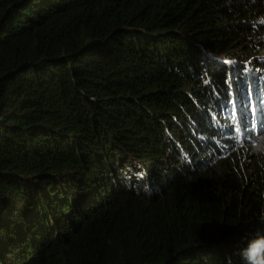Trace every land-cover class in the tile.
I'll use <instances>...</instances> for the list:
<instances>
[{
    "label": "trees",
    "instance_id": "trees-1",
    "mask_svg": "<svg viewBox=\"0 0 264 264\" xmlns=\"http://www.w3.org/2000/svg\"><path fill=\"white\" fill-rule=\"evenodd\" d=\"M260 136L264 0H0V264H245Z\"/></svg>",
    "mask_w": 264,
    "mask_h": 264
},
{
    "label": "snow or ice",
    "instance_id": "snow-or-ice-1",
    "mask_svg": "<svg viewBox=\"0 0 264 264\" xmlns=\"http://www.w3.org/2000/svg\"><path fill=\"white\" fill-rule=\"evenodd\" d=\"M225 67L223 69L224 71V82L226 84H229L230 86L235 83V81L238 79L239 71L248 72L249 68L247 65H242L240 69L230 68L228 67L229 63L228 61L222 62ZM212 84H215L216 81L212 80L210 81ZM248 88L251 90L252 94H255V89L252 85H248ZM241 103H243V106L249 110V119L245 121L242 117H240V106ZM230 118L236 119L237 123L235 128L232 129L234 134H239L240 138H242L244 141L247 140V137L251 135V132L249 131V127H255L254 122V116L258 115L259 108H252L251 102L248 99V95L245 94L243 99L241 98L240 92L237 91L235 100L233 101V106L231 109H229ZM254 239V238H249Z\"/></svg>",
    "mask_w": 264,
    "mask_h": 264
},
{
    "label": "clouds",
    "instance_id": "clouds-1",
    "mask_svg": "<svg viewBox=\"0 0 264 264\" xmlns=\"http://www.w3.org/2000/svg\"><path fill=\"white\" fill-rule=\"evenodd\" d=\"M237 139H239V134ZM252 150L264 156V136L252 141ZM239 254L245 264H264V236L249 240Z\"/></svg>",
    "mask_w": 264,
    "mask_h": 264
}]
</instances>
